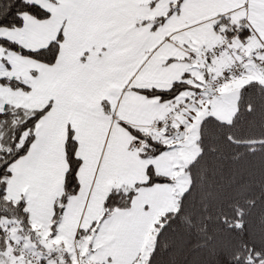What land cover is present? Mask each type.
Instances as JSON below:
<instances>
[{
  "label": "snow or ice",
  "instance_id": "1",
  "mask_svg": "<svg viewBox=\"0 0 264 264\" xmlns=\"http://www.w3.org/2000/svg\"><path fill=\"white\" fill-rule=\"evenodd\" d=\"M214 5L215 0H166V8L159 11L161 0H0V264H30L26 255L36 264H125L113 251L116 238L108 217L131 209L142 188L171 182L156 160L173 147L167 142L169 130L184 126L169 119L182 107L176 102L181 96L186 102L189 90L201 89L204 95L201 86L217 56L264 63V17L253 14L257 7L264 9V0H237L223 11H215ZM194 6L211 14L189 16ZM133 8L142 14L129 22L127 13ZM176 21L182 27L168 30ZM145 29L162 35L159 43L139 42L135 34ZM74 30L81 33L78 43L72 38ZM253 41L255 47L250 48ZM164 46L180 54L157 55ZM201 56L202 65L197 63ZM177 65L183 70L172 79L150 78L152 72ZM133 104L144 105L145 113L134 116L128 111ZM84 144L98 149L93 152L94 186H89L86 199L99 208L91 218L82 212L72 228L66 221L71 200L83 192L79 174L87 162L80 154ZM61 146L67 166L62 191L52 196L51 213L46 222L41 217L37 227L34 217L46 211L39 186L42 164L54 159ZM133 151L143 163L144 179L133 180L131 186L108 184L115 164ZM187 191L180 193L175 206L151 216L128 264H162L163 253H169V264H176L178 253L170 252L174 241L166 232H176L177 220L183 221ZM140 208L152 211L148 202ZM21 217L27 219V228ZM66 228L70 244L61 239ZM25 231L28 241L42 235L41 243L29 246L17 235ZM38 247L43 250L38 252ZM206 247L200 240L192 245L193 250ZM246 251L245 264H264V249ZM217 255L210 250V257ZM232 259L239 264V255Z\"/></svg>",
  "mask_w": 264,
  "mask_h": 264
},
{
  "label": "trees",
  "instance_id": "2",
  "mask_svg": "<svg viewBox=\"0 0 264 264\" xmlns=\"http://www.w3.org/2000/svg\"><path fill=\"white\" fill-rule=\"evenodd\" d=\"M260 138H264V83L258 80L240 87L230 120L215 115L201 119L198 153L186 167L188 191L180 213L184 219L177 220L176 232H166L174 241L170 252L178 253L176 264H229L230 260L237 264L232 259L236 255L239 264H245L246 248L264 249V143L241 142ZM21 218L27 228V219ZM230 224L243 227L230 228ZM197 240L207 247L193 250ZM212 249L217 256L210 257ZM161 260L169 264V253H163Z\"/></svg>",
  "mask_w": 264,
  "mask_h": 264
},
{
  "label": "crops",
  "instance_id": "3",
  "mask_svg": "<svg viewBox=\"0 0 264 264\" xmlns=\"http://www.w3.org/2000/svg\"><path fill=\"white\" fill-rule=\"evenodd\" d=\"M237 0H215L214 10L215 11H223L225 8H231L235 6ZM166 8V0H161V7L159 11H163ZM261 9L257 7V10L253 13L258 17H264L262 13H259ZM142 14L138 12L136 9H132L127 13V16L130 19L135 18L136 15ZM211 13L204 7L201 6H194L193 8L188 10L189 16H195L196 18H201L202 15H210ZM239 14V13H238ZM177 27H182L181 21L172 22L168 26V30H172ZM166 34V33H164ZM137 39L139 42L143 43L147 41L146 46H152L156 43H159L160 39H162V35L157 36L153 34H149L145 29L142 32L136 33ZM250 48L255 47V42L253 41L252 44L249 45ZM244 53L247 54V49L244 50ZM180 53L176 52V50H170L169 46H164L160 49L157 53L159 56L164 55H179ZM234 59V56H219L216 58L215 63L211 66V74L212 77L219 72L225 63ZM198 64H203V59H199L197 62ZM246 66V71L249 68L252 71L251 76L257 74V79L251 80H258L264 83V63L262 62H253L251 60H246L243 62ZM183 65H177L173 69H166L160 72H152L150 73V78L154 79H162V80H169L174 78L175 75L178 74L180 70H183ZM216 68V69H215ZM214 69V70H213ZM208 69L204 68L202 71H207ZM197 77L201 75V71H197ZM206 82V91L209 93L215 92V90L223 91L221 84H215L214 80L210 78V76L205 80ZM243 81H234L230 84L228 89L232 91V93L237 94L240 87L242 86ZM212 86V87H211ZM188 96V100L184 101V96H181L179 100L176 102L177 104H181L182 107L176 108V110L170 115H173L176 119L182 121L185 124V129L182 131V136L175 135L174 132L170 133L169 138L167 140L168 143L173 145L172 149H170L164 156H161L158 160H156V165L159 171L165 173L172 177L171 182H164L156 187L151 188H142L139 195L136 197V204L131 209H122L121 211H114L113 213L109 214L108 217V227H113V232H117L120 235L125 230L126 227L129 226L130 218L133 220V224L138 223L139 221H145L147 218V214H143V216H138L137 211H141L140 202L142 204L144 202H148L152 205V211L156 213L157 211L169 208L173 206L176 201L177 194H173L174 183L178 181L179 176L176 173V170L180 168V175L183 176L184 180L182 181V188L185 184H188L189 178L188 173L186 170L187 165L195 158L191 149H188L185 146L188 142L192 140L191 134L197 132L195 137V141L197 144L198 138V125L201 119L206 115H213L209 113L210 108L206 107V114L201 115L202 113L199 112L198 116H194V110L198 108L199 101L201 100L200 95L197 93L196 89H194L191 93L192 98H190L189 94L185 93ZM172 107H175L173 105ZM134 116H141L145 113V107L142 104H133L128 109ZM167 112V109L164 110ZM217 117V116H216ZM92 130L89 129V135H92ZM121 142L126 144L127 139L123 136L120 137ZM61 145L63 137H60ZM198 146V144H197ZM195 150V149H193ZM98 153V149L95 148L92 144H84L81 147L80 154L83 155L86 159V164L84 168L80 172V179L83 184V192L81 195L77 197H73L70 202L68 208V217L66 223L70 224L72 228H75L76 223L81 219V213L83 212L85 216L91 218L96 214L99 205L96 201L92 200L90 197L86 199L88 196V189L90 185L94 186L93 176L95 171V156L93 152ZM179 165L180 167H176ZM67 166L63 160V149L62 146L60 148V152L57 151L55 158H46L42 164L41 174H40V190L43 199H47L48 196L50 197L48 204H46V213H51V198L52 196H59L60 195V188L64 181V170ZM113 172V179L107 181L108 184H124L131 186L133 180L137 179H144V168L143 163L136 160L134 151L129 154V158L123 161H118L112 169ZM186 177V178H185ZM188 186V185H187ZM107 191V187H105V192ZM148 192L149 194H146ZM173 194V197H172ZM163 195V196H162ZM163 199V201H162ZM167 200L168 206H167ZM178 201V200H177ZM50 204V205H49ZM165 204V205H164ZM123 205V204H122ZM164 205V206H163ZM43 213V212H42ZM41 215L36 216L35 218L42 216L47 218V215L43 213ZM49 216V215H48ZM123 217H126V220H123ZM34 218V219H35ZM38 225V224H37ZM134 234L133 232H131ZM61 239H66L68 244L71 243V234L66 228L61 235ZM83 247V245H81Z\"/></svg>",
  "mask_w": 264,
  "mask_h": 264
},
{
  "label": "rangeland",
  "instance_id": "4",
  "mask_svg": "<svg viewBox=\"0 0 264 264\" xmlns=\"http://www.w3.org/2000/svg\"><path fill=\"white\" fill-rule=\"evenodd\" d=\"M259 13H262V15H264V9H261L259 11ZM72 38L75 42L78 43L81 39V33L78 30H74ZM223 56H228V55H223ZM62 60H64V57H62ZM214 72H213V74H214ZM213 74L210 75L211 79H213V77H212ZM251 74H252V71L248 68L247 71H244L238 77H235V78L231 79L230 81L221 85L222 88H224L223 91L215 90V92H213V93L212 92L209 93L208 91H206L207 87H206V82L204 81V83L201 86L202 89L204 90V95H201V89H196L197 93L201 97V100L199 101V103L201 105H199L198 108L196 110H194V116L195 117L198 116L199 112L202 113L201 115H205L206 114L205 108L209 107L210 108L209 113L217 116L218 118H220L222 120H225V121L230 120L232 115H233L234 109H235V102H236L237 94L232 93V91L230 89H228L229 87H227V86L232 84L234 81H243L241 84V85H243L246 82L250 81L251 79H257L258 78L257 74L254 76H251ZM192 91L193 90H189L186 92L187 94H189L190 98H192V96H191ZM209 101H211V103H209ZM195 133H196L195 136H194V132L191 134L192 140L185 145V146H187L188 149H191L194 156H196L198 153V146H197L196 141H195V137L197 135V132H195ZM60 148L58 149L59 152H60ZM193 149H195V150H193ZM179 169L180 168H178L176 170V173L178 174L179 179H178V181H175L174 189H173V194H177L176 201L178 200L180 193H182L187 188V185H188L186 183L185 186H183V188H182V186H180V185H182V181L184 180V178H183V176L180 175ZM188 183H189V181H188ZM61 190H62V187L60 188V191ZM146 194H149V193L146 192ZM173 194H172V197H173ZM49 199H50L49 196L47 199H44L46 204H48ZM162 201H163V199H162ZM176 201H175V203H176ZM168 202H169V200H167V203H166L167 206H168ZM175 203L173 204V206H175ZM141 204H142V202H140V205ZM46 212H43V213H45V215H47V217H48V215H50V212H48V213H46ZM144 213L147 214V218L145 221H139L138 223L133 224V220H131V218H133V217H131L130 222H129V226L125 228V230L122 232L121 235L119 233H116L117 230H116V232H113V227H109V229L112 231L113 236L116 238L114 243H113V246H112L113 251L117 255L118 259L123 260L125 262V264H128V262H130L132 260V257L135 255L136 241L139 238L140 234L144 231V229L148 225V221L150 220L151 216L155 214L154 212L148 213V212H144L142 210L137 211L138 216H143ZM42 217L46 222L47 218L44 216H42ZM40 219L41 218H39V217L34 219V222H35L37 227L40 226ZM123 220H126V217H123ZM0 223H3V221H1ZM12 228H19V224H13ZM43 231L44 230L42 229L41 232L43 233ZM131 232H133L134 234H132ZM10 233H11V229H10ZM17 235L22 236L24 238V240L28 243L29 246H31L32 244L39 245L43 239L42 235L39 239L36 236L35 237L32 236L31 241H28V235H29L28 232L17 233ZM47 243L49 246H51L52 241H48ZM23 246L24 245L22 244V247ZM42 250L43 249H41L39 247L37 248L38 252L42 251ZM53 255L55 256L56 254L54 253ZM25 260L30 261V264H36V261L31 256L26 255Z\"/></svg>",
  "mask_w": 264,
  "mask_h": 264
},
{
  "label": "built area",
  "instance_id": "5",
  "mask_svg": "<svg viewBox=\"0 0 264 264\" xmlns=\"http://www.w3.org/2000/svg\"><path fill=\"white\" fill-rule=\"evenodd\" d=\"M220 50L218 49V52ZM264 55V53H261ZM203 58V57H202ZM245 70V66L239 60H232L228 64H226L219 72L215 74L214 82L215 83H222L231 80L232 78L238 77L243 71ZM174 118L176 123L183 124L182 121L176 119L173 116H169V119ZM185 126L181 127L177 130H183Z\"/></svg>",
  "mask_w": 264,
  "mask_h": 264
},
{
  "label": "water",
  "instance_id": "6",
  "mask_svg": "<svg viewBox=\"0 0 264 264\" xmlns=\"http://www.w3.org/2000/svg\"><path fill=\"white\" fill-rule=\"evenodd\" d=\"M182 133L183 132H181V131H177V130L174 131V134L178 135V136H182ZM241 142L244 143V144H261V143H264V138L248 139V140H244V141H241Z\"/></svg>",
  "mask_w": 264,
  "mask_h": 264
}]
</instances>
